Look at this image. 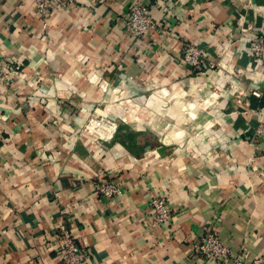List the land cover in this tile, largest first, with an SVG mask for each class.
I'll use <instances>...</instances> for the list:
<instances>
[{
    "label": "crops",
    "instance_id": "crops-1",
    "mask_svg": "<svg viewBox=\"0 0 264 264\" xmlns=\"http://www.w3.org/2000/svg\"><path fill=\"white\" fill-rule=\"evenodd\" d=\"M133 1L44 20L33 0H0V58L18 71L0 84V264H64L62 219L88 264H220L196 250L209 223L264 258V104L231 90L255 75L237 71L240 35L264 27V0H140L156 21L142 37L124 25ZM187 42L214 68L181 62ZM109 179L119 196L97 192ZM157 194L173 210L162 227L145 222Z\"/></svg>",
    "mask_w": 264,
    "mask_h": 264
},
{
    "label": "built area",
    "instance_id": "built-area-1",
    "mask_svg": "<svg viewBox=\"0 0 264 264\" xmlns=\"http://www.w3.org/2000/svg\"><path fill=\"white\" fill-rule=\"evenodd\" d=\"M74 0H33L36 11L39 16L46 20L51 10L59 8L64 10L72 6ZM154 1L141 2L134 0L124 18V25L132 31L133 35L142 37L146 35L151 27L156 24L153 16ZM264 25V23H263ZM253 24L247 23L241 28L240 39L244 44L245 54L249 57L250 62L245 66L238 68L239 74H245L246 71H253L255 75H250V82L247 88L242 89L239 82L231 85L233 93L237 96L246 94L262 98L264 96V27L261 31L252 32ZM181 62L192 67L196 74H202L206 68H214V62L211 57L201 47L192 42H187L178 55ZM11 62V61H10ZM9 61L0 58V84L13 82L14 77L9 74L18 73L11 67ZM247 69V70H246ZM16 71V72H15ZM217 86H214L216 88ZM254 135L264 137V117L261 118L257 127L253 130ZM116 179L99 180L97 192L100 195L113 197L119 196L121 187ZM149 217L145 220L147 224L162 227L169 223L173 218V210L165 194L155 195L148 206ZM55 239L58 241V256L64 264H88L90 251L89 248L82 246L77 242V235L73 228L68 227L65 219H62L55 231ZM196 250L204 259L215 261L220 264H262L264 258L256 255L249 259L248 252L244 247H235L231 242L225 241L220 235L217 228L210 224L204 229V232L197 240Z\"/></svg>",
    "mask_w": 264,
    "mask_h": 264
},
{
    "label": "rangeland",
    "instance_id": "rangeland-1",
    "mask_svg": "<svg viewBox=\"0 0 264 264\" xmlns=\"http://www.w3.org/2000/svg\"><path fill=\"white\" fill-rule=\"evenodd\" d=\"M247 23H250V24H253V25H255L256 24V22H254V23H251V22H247ZM243 89V88H242ZM235 94H241V93H237L236 91H235ZM166 146H168V148L171 146L170 144H168V145H166ZM176 146V145H175ZM177 146H179V145H177ZM186 145H183V148L185 147ZM174 150V149H173Z\"/></svg>",
    "mask_w": 264,
    "mask_h": 264
},
{
    "label": "trees",
    "instance_id": "trees-1",
    "mask_svg": "<svg viewBox=\"0 0 264 264\" xmlns=\"http://www.w3.org/2000/svg\"><path fill=\"white\" fill-rule=\"evenodd\" d=\"M260 100V104H264V96Z\"/></svg>",
    "mask_w": 264,
    "mask_h": 264
}]
</instances>
